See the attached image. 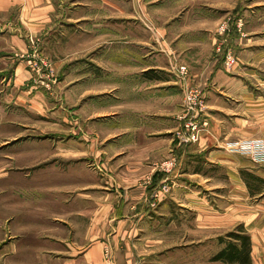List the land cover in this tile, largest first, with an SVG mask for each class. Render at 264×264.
<instances>
[{
    "label": "crops",
    "instance_id": "1",
    "mask_svg": "<svg viewBox=\"0 0 264 264\" xmlns=\"http://www.w3.org/2000/svg\"><path fill=\"white\" fill-rule=\"evenodd\" d=\"M124 2H130V16L129 11H124ZM142 2L148 7L160 0ZM139 9H143L140 0H0V40L7 43L0 48V64L12 63L14 69L9 81L12 87L2 86L0 91V237L8 234L7 230L15 236L16 241L4 250L11 260L164 264L168 262L163 255L164 247L171 243L182 246L180 264H187V251L195 254L191 262L202 264V254L195 252L203 244V230L218 231L224 227L212 198L202 196L188 183L187 176L199 177L186 171L191 151L184 153L186 156L179 159L178 168L171 175L165 176L156 168L166 152L173 150L171 140L165 136L172 130L168 121L175 112L168 82L139 76L138 51L131 54L129 63H124L121 49L114 53V60L107 59V45L120 41L124 35V19L149 20L144 12L139 14ZM195 29L186 30L184 39L190 37L187 33L200 34L197 30L201 26ZM27 33L43 39L42 52L54 62L57 82L45 78H40V83L32 80L22 60L28 52ZM134 34L131 33L130 40L137 45L138 37ZM255 50H262L257 51L260 56L241 62L264 71V47L248 46V52ZM195 51L183 47L180 53L198 55ZM173 53L177 54L175 49ZM7 65L0 67V78L6 79ZM127 67L135 69L130 72L135 74L131 76L130 86L122 83L123 69ZM165 67L168 68L165 63L149 62L141 72ZM251 72L257 77L256 85L262 89L261 93L250 88L244 78L225 73L217 58L194 75L204 93L207 92L210 114V128L201 134L194 153L205 152L206 160L212 164L226 163L233 174V155L222 147L239 138L264 135V77H259L257 74L261 73L251 67H244L242 75ZM107 74L115 75L111 86L107 85ZM108 88L116 99L123 100L124 91L129 93L130 110H117L115 116L121 119V125L125 116L133 121L126 120L114 132H108L101 125L103 121H99L94 125L103 134L102 141H75L71 135L73 114L67 106L72 107V101L87 100L81 110L84 121L104 117L108 112L103 94ZM142 117H146V123ZM111 133L114 137L123 139L126 135L130 139H121L107 148ZM169 177L175 183L172 193L158 208L151 209V187ZM150 179L152 184L147 186ZM242 186L243 196L250 195L246 184ZM227 207L226 223L230 220L234 225L235 203L227 200ZM245 211L242 210L238 219L244 218L242 222L251 236L252 261H264V253L255 252L260 243L258 236L264 233V221L251 220L252 211ZM261 211L264 203L254 212ZM179 230L183 231L182 235L177 233ZM192 230L198 237L188 239ZM173 234L182 239H169ZM216 237L204 239L216 240ZM70 238L73 239L69 241ZM108 247L111 263L104 259Z\"/></svg>",
    "mask_w": 264,
    "mask_h": 264
},
{
    "label": "rangeland",
    "instance_id": "2",
    "mask_svg": "<svg viewBox=\"0 0 264 264\" xmlns=\"http://www.w3.org/2000/svg\"><path fill=\"white\" fill-rule=\"evenodd\" d=\"M142 1L143 0H140V6L143 9H139V14L144 12L148 16L147 18L149 20H132L131 17L124 19L122 22L124 35L120 41H112L114 43L111 45L112 47L110 44L107 45V59L110 60L111 58L114 60V53H118V51L121 49L124 63H129L131 60V54H134L136 51H138L139 76L157 81L165 80L169 84H167V86L172 88L171 107L172 110H175V112L172 111L173 114L170 116L168 121L172 130L165 136L169 137L171 140V150L172 148L173 150L171 152H166V155L157 162L158 165L156 168L163 172L164 175H171L178 168L180 161L179 159L184 157V153L191 151L187 158V164L185 165L187 169L186 171L189 173V175L199 174V177L187 176L186 178L188 179V183L193 185V187L197 189L198 192L200 191L202 196L204 195L205 197L212 198L211 202L218 208L220 217L219 220L220 222H224L222 224H225L224 227H221L218 231L204 229L202 232L203 244H201V246H197L198 249L195 253L197 255L200 253L202 254V264H239L213 261V257L225 249L229 242H232V239L228 237V234L233 232L237 233L238 230H240L238 229L239 227H243V229L239 231L241 235L247 234L250 236L248 230L242 222L244 218L238 219V216L242 217V210L246 209L245 213H247L249 209L252 211L250 218L251 220L255 221L257 219H261L264 221V211H261L262 213L254 212L259 204L263 205L264 203V164H257L249 155L240 154L235 150V144H243L245 142L262 140L264 139V135H257L256 137L249 138H239L237 140L227 142L226 145L222 147V150L233 155V165L231 166L234 167L233 172L235 174L232 173L231 169H228L226 163H209L205 158V152L195 154L194 150L199 146L202 138L201 134L203 132L206 133L210 128V114L208 113L209 103H207V96L205 95L207 92L205 90L204 93V89L199 86V82L197 81L198 79L194 75L196 70L207 65L210 60L217 58V60L222 62L223 71L225 73H235V76L238 75L239 77L244 78L250 88H253L261 93L262 89L258 88L256 85V75L251 72V75L246 74L244 76L242 73L244 67H251L252 69L261 73L257 75L263 78L264 71L260 70L259 68H253V65L242 64L241 60L243 61L246 59L249 61L252 58H255L257 55L260 56L257 51L262 50L248 52V46L260 45L264 47V0H160L158 3H151V5L148 7L143 5ZM129 3L130 2H128V4L127 2H124V11H129L128 13L130 16V11L132 9L130 8ZM199 25L201 26V29H198L197 31H199L201 35L197 34L196 36H193L191 33H187V36L190 37H188V40H186V37L184 39L183 35L185 34L186 30H196L195 27H198ZM249 31H251L249 33L251 35V37L249 36L250 41H248L247 37ZM131 33H136L134 35L138 37L137 45L131 43ZM25 39L28 43V52L23 54L22 60L24 63H26V68L31 74L32 80L35 82L38 81V83H40L39 79L43 75L40 77L37 72L31 71L29 62L32 60L43 59L52 64L54 69V79L48 78L49 76L47 75V72L44 78L48 80L52 79L57 82V71L54 67V62L42 52L43 39L31 34L26 35ZM189 40L190 42H186ZM213 40H215L214 44ZM5 44H7L5 40H0V48H2ZM114 46L116 48H114ZM119 46H121V48ZM183 47L185 50H188V48H194L198 55L187 54V52L180 53ZM243 48H245L244 50H247L246 53L243 52ZM173 49H175L177 54L173 53ZM113 50L116 51L114 52ZM243 56H245V58H243ZM3 60L6 59L4 58ZM149 62H155L158 64L165 63L168 68L165 67L164 69L159 70L150 69L145 72H141L143 66ZM6 65L7 64L1 63L0 67H5ZM11 65L13 66L12 63ZM11 65H7L6 79L2 77L0 78V82H2V85H0V91L3 89V87H6V89H10L12 87V84L9 85V81L13 77L12 72L14 70L12 69L13 67ZM234 66L238 67L234 68ZM181 67H185L187 69V74L184 76L180 74ZM131 71H135V69L131 70L130 67L123 69L122 83L126 84L127 86H130L131 76H135V74L132 75L130 73ZM110 72L111 71H108V73ZM114 76V74H107V85H112L116 79ZM124 94L126 96L123 100L120 98L116 99L115 93H113L111 89L108 88V91L103 94L105 95L104 101L106 102L108 114L104 117H96V119L90 122H85V117L81 115V110L83 109L87 100L72 101V107L67 106L68 110L73 114V120H71L73 122L72 126H74L73 133L71 134L72 139L79 142H92L95 140L102 141L104 136L100 133L98 127L94 125V123L103 121L101 125L106 126L108 132H114L116 127L120 128L121 126H124L126 120L129 122L133 121L132 118L125 116L123 118L124 122L121 125L119 123L121 119H118V116H115L117 115L115 114L117 110H130L128 107L130 104L129 93L124 91ZM189 98H198L197 102L199 98L203 99V107L200 106V104L194 107L191 106L189 104ZM121 104L122 109L120 107ZM144 118L146 119V117H142L141 119H143L144 123H146ZM30 119L35 120V118ZM191 120H193L194 123H198L199 125L197 141L185 143V137L188 135L185 124ZM116 121H118V123ZM203 123H206L207 125H203V127ZM111 134L112 136H108L107 138V148L116 145L122 140L130 139L126 137V135L123 136L122 139V137H114V133ZM45 136L47 137L49 134H45ZM45 139L48 138H44V140ZM108 156H110V154H108L107 157ZM238 157H240V159ZM242 158L243 160H241ZM172 159H176V167H174L171 173L164 172L162 170L164 164L171 161ZM247 160L249 163H247ZM114 161L115 159L112 160L111 163ZM184 162H186V157L183 159V163ZM240 162L244 164H242L241 167H239ZM235 177L238 179V181L234 179ZM166 178L163 181H160L158 184H155L154 182L155 185L151 187V209L158 208V204L165 200L173 191V186H175L173 179L170 177L169 179ZM195 180H197L196 182H198L200 185H198ZM147 182V186H151L152 179L147 180ZM164 183L169 186V192L167 194H160L161 196L158 199L155 198L154 194L156 192H161L159 189ZM243 183L246 184V189L250 195L245 193L246 195L243 196V192H245L243 191ZM217 186L219 189L215 188ZM222 186H224L223 190L220 189ZM232 195H234V198H232ZM216 199L219 201H216ZM227 200L233 201V203H235L236 219L234 220V225L230 223V220L229 223H226V209L228 208ZM62 231L66 237L67 229L64 228ZM216 231L218 232V237H216ZM9 232L7 230L8 234L4 233L0 237V264H65V261H56L54 259L44 260L43 262H21L13 258L11 260L9 254H4L5 248L11 247L10 245L16 241L15 236ZM193 232L194 230L191 231V236L188 237V239H194V237H198V235L194 236ZM172 233H174V231H172ZM177 233L182 235L183 231L179 230ZM174 235L175 234L169 235L171 236L169 239L172 240L175 237L176 238L174 240L177 241L182 239L177 234L175 237ZM206 236H210L211 238L216 237V240H210L209 238L204 239ZM72 239L73 238H70L69 241ZM258 239L260 243L256 245L255 252L264 253V233L263 235L260 234ZM164 248L167 250L165 249V253L163 255L167 257L168 262L163 263L180 264L179 249H181L182 246L168 243ZM253 251L254 248L252 247V252ZM252 252L250 264H264V261H257L256 263L252 261V256L254 258V254ZM111 255L110 247L106 248L104 252V259L108 263L112 262ZM194 257L195 254L193 251H187V264H195L194 262H191V260H194ZM78 264H82V262H78ZM136 264L155 263L139 261Z\"/></svg>",
    "mask_w": 264,
    "mask_h": 264
},
{
    "label": "built area",
    "instance_id": "3",
    "mask_svg": "<svg viewBox=\"0 0 264 264\" xmlns=\"http://www.w3.org/2000/svg\"><path fill=\"white\" fill-rule=\"evenodd\" d=\"M29 67L31 71L37 72L38 75H43L41 78H44L47 72L48 78L54 79V69L52 67V64H50L46 60H32L29 62ZM180 74L182 76L187 74V69L185 67L180 68ZM189 98V104L191 106H197L200 104V106L203 107V99L199 98ZM193 109V108H192ZM207 125L206 123H203L202 126ZM203 126V127H204ZM186 131L188 133L187 137H185V143H192L197 141L198 137V131H199V125L198 123H194L193 120L189 121L185 124ZM235 150L239 152L240 154H247L249 155L252 160L257 164H264V139L262 140H255L250 142H245L243 144H235ZM176 167V159H172L169 162H166L162 168L164 172L171 173L172 170ZM161 192H156L154 194L155 198H159L160 194H167L169 192V186L167 184H163L162 187H160Z\"/></svg>",
    "mask_w": 264,
    "mask_h": 264
},
{
    "label": "trees",
    "instance_id": "4",
    "mask_svg": "<svg viewBox=\"0 0 264 264\" xmlns=\"http://www.w3.org/2000/svg\"><path fill=\"white\" fill-rule=\"evenodd\" d=\"M238 229L241 230L243 229V227H239ZM240 230H238L237 233L233 232L228 234V237L232 239V242H229L225 249H223L216 256H214L213 261L239 264L251 263V238L247 234L241 235L239 233Z\"/></svg>",
    "mask_w": 264,
    "mask_h": 264
}]
</instances>
